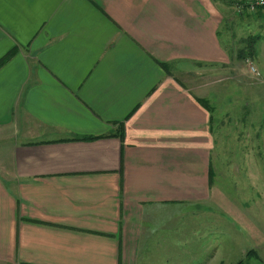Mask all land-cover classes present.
I'll return each mask as SVG.
<instances>
[{
  "label": "crops",
  "instance_id": "1",
  "mask_svg": "<svg viewBox=\"0 0 264 264\" xmlns=\"http://www.w3.org/2000/svg\"><path fill=\"white\" fill-rule=\"evenodd\" d=\"M234 1L0 0V264H170L154 252L181 241L210 264L227 194L258 186L257 118L227 174L232 111L209 101Z\"/></svg>",
  "mask_w": 264,
  "mask_h": 264
},
{
  "label": "rangeland",
  "instance_id": "2",
  "mask_svg": "<svg viewBox=\"0 0 264 264\" xmlns=\"http://www.w3.org/2000/svg\"><path fill=\"white\" fill-rule=\"evenodd\" d=\"M230 4H235L237 16H232V18L227 20V31H225L222 36L225 34L226 38H230V42L228 41L227 46L229 50L234 51L235 54L231 63L222 68V71L225 72L226 79L221 80L219 83L215 82L218 84V87L210 88L211 90H220L219 99H214L213 97L209 98L211 106H219L224 110L231 109L232 111L225 115L226 125L223 141L226 146H222L221 148H225L226 153L225 161H222L219 167L222 168L223 164L226 173L232 174L233 176L235 175L234 168L242 167L243 163L235 162V160H237V158L240 159L242 155L241 150L244 151L249 145H239L244 141L243 135H245V132H243L245 131V127L242 128L240 125L246 124L245 119H248L250 113L252 122H254V118H257L256 132L254 129L250 131L252 133V142L257 141V144L256 149L252 146L250 153L252 157L247 158L246 164H249L251 160L252 170L256 172L255 179L256 185L258 186L257 190H252L250 195L246 192L241 195L227 194L229 202L226 203L227 210L224 213L227 216V222L224 227L225 235H222L223 227L221 226V250L218 249L219 251H217V253H212L216 255L211 259L212 261L210 264H239L240 262H242V264H264V226L262 225V223H264V18L260 16H264V9H257V11L254 12L253 10L250 11L245 6V0H237ZM253 37L256 42V55L254 57H240V53L242 54L241 50L247 49L250 41L249 39ZM242 107L244 109L243 111L234 112V110L242 109ZM235 118L238 120L235 121ZM241 128L243 130L242 134L238 135ZM247 129L250 130L249 127ZM236 143L238 144L236 145ZM0 148L3 150L5 149V147ZM245 156L249 157V154ZM224 178L231 182L227 183V185L232 184L234 181V177H229V175ZM220 179L223 180L222 178ZM232 188L237 187L233 185ZM233 197L238 199L234 201L232 200L234 199ZM241 197L242 199L247 198L248 200V203L242 205L243 207H249V205H251L253 214L255 210L258 212V220L253 219V223H256L257 228L251 227L249 230L247 226L238 227L239 225L236 224V215H233V211L237 209V206H240ZM211 239H215L216 241L217 238L211 236ZM185 242L186 241L171 242L172 249L170 253L166 251L165 243H161L160 247L157 248V251L154 253H163L162 256L164 258L170 256V264L201 263L204 260V255L208 253L205 251L195 253V251L201 250L203 244L198 242H187L189 246L188 249H190L191 246V252L193 253H184L182 246L185 245ZM210 245L212 247V245L215 244L211 242ZM211 249H213V247Z\"/></svg>",
  "mask_w": 264,
  "mask_h": 264
},
{
  "label": "trees",
  "instance_id": "3",
  "mask_svg": "<svg viewBox=\"0 0 264 264\" xmlns=\"http://www.w3.org/2000/svg\"><path fill=\"white\" fill-rule=\"evenodd\" d=\"M259 10H263V9H259ZM250 41H249V44H248V47H247V49H245V50H241V52H242V54L240 53V57H244V56H251V57H254L255 55H256V52H257V50H256V42L254 41L255 40V38L253 37V38H251V39H249ZM245 58V57H244ZM4 61H2L1 62V64L3 63ZM93 138H95V137H84V138H81L82 140H89V139H93ZM81 139H79V140H81ZM239 264H242V262H240Z\"/></svg>",
  "mask_w": 264,
  "mask_h": 264
},
{
  "label": "built area",
  "instance_id": "4",
  "mask_svg": "<svg viewBox=\"0 0 264 264\" xmlns=\"http://www.w3.org/2000/svg\"><path fill=\"white\" fill-rule=\"evenodd\" d=\"M244 2V1H242ZM245 6L250 11H257V9H264V0H245ZM255 71V69H254Z\"/></svg>",
  "mask_w": 264,
  "mask_h": 264
}]
</instances>
